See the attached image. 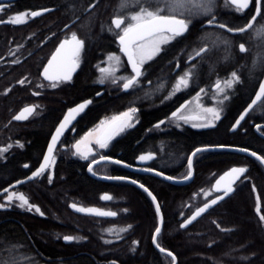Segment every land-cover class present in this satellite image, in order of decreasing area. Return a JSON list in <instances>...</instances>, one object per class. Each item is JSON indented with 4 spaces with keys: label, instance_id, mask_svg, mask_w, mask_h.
Listing matches in <instances>:
<instances>
[{
    "label": "flooded vegetation",
    "instance_id": "obj_1",
    "mask_svg": "<svg viewBox=\"0 0 264 264\" xmlns=\"http://www.w3.org/2000/svg\"><path fill=\"white\" fill-rule=\"evenodd\" d=\"M204 2L210 11L203 9V13L205 12L203 22L193 26L185 20L187 29L169 42L162 44L158 54L139 65L141 74L136 83L124 89L123 83L126 78L133 76V71L119 51L117 41L119 30L115 29L111 21L120 16L125 18V24H127V17L137 12L140 4L149 7L150 10H155L160 4L154 1L144 3L143 0L137 4L136 0H130L129 5L121 9L122 0H0V161L9 160L22 152H28L24 160H29L21 161L18 166L21 172L19 177L1 189L25 178L38 166L44 156L50 135L65 111L86 99L90 100L89 105L65 131L55 146L50 166L39 176L52 173L53 163L65 158L85 162L86 172L87 166L100 159L101 156L124 162L119 158L122 152L116 150L114 142L138 126L145 111L154 112L156 119L144 129L141 140H136L133 145L138 141L142 142L144 139L142 136L146 138L151 136L150 142L144 141L143 146L131 155V163H124L141 170L167 168L175 172L179 178L187 176L189 173L188 159L191 153L203 147V131L214 129L223 118L236 111L228 125V132L235 131L238 127L233 131L230 130L233 123L253 98L264 75V0H249L247 8L239 11L228 0H204ZM32 12L40 14L32 16ZM18 15L21 16L20 22L12 23L11 21ZM253 16L255 17L251 26L240 33L231 34L218 26L225 25L230 29H240ZM210 21L214 22L210 23ZM205 22L210 24L204 26ZM230 25L236 26L229 27ZM73 34L79 41H82V46L76 67L71 73V79L46 80L42 75L44 67L60 44L66 40L71 41ZM223 36H228L229 40L221 42ZM101 39L107 42L103 43ZM240 45H244V51H241ZM85 47L93 54H95V49L99 48L110 50L102 53L100 57L83 58L80 52ZM110 55H117L118 62L109 60ZM185 73L190 76L188 86L174 91L178 79ZM233 73L238 79L233 78ZM81 75L86 76V87L91 89L83 96V99L78 96ZM21 80L25 81L24 85L19 83ZM101 80L103 83L100 82ZM113 80L116 82L114 83ZM228 80H233L232 86L226 88L223 93L219 92L215 87L216 84L219 82L223 87L224 82ZM52 83H56L57 86L51 87ZM248 84H251V90L244 92V87ZM37 92L39 95H34ZM225 96L227 99L224 98ZM100 97L133 98L136 105L125 107L122 111L102 115L94 124L86 128L80 127V119ZM53 101L56 102L55 106L52 104ZM28 106H35V110L27 115L26 119L13 120L20 110ZM208 108L218 110L220 118L213 122L212 126L194 127L193 125L203 124V114H209L206 112ZM131 109H135L130 113L132 121L125 123L131 126H126L127 128L122 132L113 135L108 141L107 148L100 149L93 143L89 147L91 153L88 159H83L74 151L73 146L86 131L102 120L109 122L120 113L125 111L128 113ZM173 113L177 115L173 116ZM250 113L264 114V94L249 110L241 123L248 118ZM46 122H48L47 127ZM259 130L262 132L264 128H259ZM34 133L45 137L42 146L31 151L30 144ZM187 134L197 137H194V143L190 148H186V145L184 146L179 141ZM98 138L103 137L100 134ZM185 139L191 138L187 136ZM146 145L150 147L145 149ZM83 148L85 147L81 149ZM147 152L153 154L152 159L145 166L136 165L137 156ZM183 157L185 158L184 163L175 171L174 162ZM196 160H203V151L196 153L193 157L192 166ZM32 161L37 164L30 166ZM101 164L110 165L109 176L130 178L145 174L137 170H128L112 162L99 163L92 170L96 172ZM26 183L8 192L15 190L27 197L26 192L21 188ZM8 192L2 194L0 199ZM215 195L214 193L213 196ZM13 205L19 206L18 204ZM29 205L32 207L29 208L28 205L24 207L27 212L43 215L37 204L29 202ZM10 206L12 204L0 210L8 209ZM88 207L111 211L103 205ZM36 208H39V211H36ZM107 218L91 216L86 219L92 224V230L104 234H78L76 237L71 235L70 237L75 239L68 242L62 239L65 244L75 245L74 255L88 256L89 262L83 264H122L111 256V226L106 221ZM134 237H131L130 245L138 248L140 245L138 238L141 236ZM87 244L92 247V253L86 252ZM150 244L153 246L152 236ZM137 254V249L131 250V257L135 255L136 260H138ZM67 258L54 259L40 254L36 264H82L77 258L71 260ZM136 260H125L124 262L134 264ZM155 261L153 264H158V255Z\"/></svg>",
    "mask_w": 264,
    "mask_h": 264
},
{
    "label": "trees",
    "instance_id": "obj_2",
    "mask_svg": "<svg viewBox=\"0 0 264 264\" xmlns=\"http://www.w3.org/2000/svg\"><path fill=\"white\" fill-rule=\"evenodd\" d=\"M102 6L100 8H104ZM177 17L184 18L193 26L203 22V15L192 17L183 14ZM100 41L107 42L102 39ZM87 49L82 48L80 52L83 58L100 57L102 53L110 50L99 48L95 49L93 54ZM85 78L86 76L82 75L80 77L78 96L82 97L81 99L91 91L86 87ZM250 90L251 84H248L243 91ZM132 99L123 97L96 99V103L92 104L94 106L91 105L80 119V127L86 128L94 124L102 115L135 106L136 103ZM52 104L56 102L53 101ZM235 113L236 111L228 114L214 129L203 131V146H237L254 151L264 158V138L253 128L257 123H264V114L250 113L235 131L228 132V125ZM155 119L154 112H143L141 123L114 142L116 150L122 152L119 157L121 160L131 163V155L143 146L144 141L150 142L151 136L148 138L142 136L143 141L133 145ZM47 125L48 122L46 127ZM187 136L191 139H185ZM187 136H182L179 141L186 145V148H190L197 137L189 134ZM44 137L38 133L33 134L31 151L42 146ZM146 146L145 149L150 147ZM27 153L22 152L9 160L0 161V189L19 177L21 172L18 166L21 161H29L24 160ZM184 159L183 157L174 162L175 171L184 163ZM31 164L34 166L37 163L32 161L30 166ZM85 164L69 158L58 160L53 163L51 177L42 174L21 186L29 202L37 204L43 215L27 212L26 209L13 204L8 209L0 210V264H36L40 254L54 259L77 258L82 264L88 263V256L74 255L75 245L63 243V237L104 233L92 230V224L86 221L91 216L71 210L69 204L86 208L103 205L117 213L116 217H108L106 221L111 226V256L120 263L128 264L129 262L124 261L136 260L135 255L131 257L132 249L138 251V260L134 264H153L156 262V255L158 264L172 263L169 255L159 252L150 244V237L157 226V214L149 197L133 184L123 181H101L92 177L87 174ZM233 166L246 169L245 175L235 184L233 193L190 226L181 229L180 223L195 208L214 195L210 189L214 179ZM109 167L108 164H101L96 172H93L109 176ZM156 169L166 175L183 178L177 177L171 169ZM193 171L192 180L179 185L150 174L130 177L147 187L160 206L163 224L157 235V244L171 252L177 264H264V219H261L264 216L262 164L253 157L237 152L203 151V160H196L193 163ZM104 194H108L111 199L103 201ZM132 236H135L134 238L141 236L138 238L140 244L138 248L130 245ZM85 249L86 252L92 253L90 245L87 244Z\"/></svg>",
    "mask_w": 264,
    "mask_h": 264
},
{
    "label": "snow or ice",
    "instance_id": "obj_3",
    "mask_svg": "<svg viewBox=\"0 0 264 264\" xmlns=\"http://www.w3.org/2000/svg\"><path fill=\"white\" fill-rule=\"evenodd\" d=\"M130 0H122V3L120 5L121 9L127 7L129 5ZM147 2V0H145ZM137 4H140V0H136ZM249 3V0H231V4L235 6V9L237 11L247 8ZM193 8H203L205 11H210V8H208L207 4L204 2V0H164L163 7L157 6L155 10H150L149 7H145L142 4H140L139 10L132 14L130 17H127V24H125V18L117 16L111 21V24L114 25L115 29L119 30L117 32V38L121 45V50L125 53V55L128 58V62L131 64L132 69L135 73L132 77L129 78H122L125 79V82L123 83L124 89H128L132 87L136 81L137 78L140 76V68L139 65H142L145 60L151 59L153 56L158 54L161 51V45L164 43L169 42L172 38L175 36H178L182 34L183 31L187 29V23L185 19L177 18V15H183L185 11H191ZM167 12V14H163ZM39 12H32V16L39 15ZM21 20V16H16L11 22L12 23H19ZM214 21H210V23H213ZM122 25H124L122 27ZM250 26V25H249ZM221 28H224L225 25H220ZM245 28H240L238 31L243 32L245 31ZM228 31H232V29H228ZM66 46H68L66 48ZM82 46V41H79L75 34L72 35L71 41H64L60 44V46L56 49V52L53 54L52 58L48 61L47 65L43 69L42 75L44 78L48 81H60V80H69L71 79V73L75 69L77 64V59L79 55V50ZM241 51H244V45H240ZM109 60H117L118 58L115 56L109 57ZM52 73V74H50ZM233 78L238 79L236 77V74L233 73ZM190 76L188 73H185L183 77H180L178 79L177 84L174 86V91H178L181 89V87H187L189 83ZM103 83V80L100 81ZM115 83L116 81L113 80ZM21 85H24L25 81L21 80L19 81ZM233 80H228L224 82V86L222 87L221 84L218 82L216 84V89L223 93L226 88H230L232 86ZM57 86L56 83H52L51 87L55 88ZM261 94H264V86L260 89ZM34 95H39V93H34ZM227 99V96L224 97ZM260 99V96L258 95L256 100L252 102L254 105L257 100ZM86 107V104H81L77 108H73L69 110L68 115L65 116L64 121L60 124V126L56 129V134L52 137V143L49 145L48 148V155L44 157V163L40 165V168L34 172L32 175L33 177L40 175L44 172L45 168L48 167V165L52 162L51 154L53 152V146L56 144L58 137L62 134V131L64 130L66 124L68 123L70 117L74 113H77L78 111H82ZM251 108V105H250ZM35 110V106H28L24 107L19 114L15 115L13 119L20 121L27 118V115L31 114ZM135 109H131L129 113H123L122 115L124 117L131 118L130 113L134 112ZM206 112L210 114L209 117H206V123L199 124V125H193L194 127H209L212 126L213 120H218L220 118L219 111L214 108H208L206 109ZM176 113H173V116H176ZM182 119H187L185 117H180ZM119 117L113 118V120H118ZM240 119H243V116H241ZM240 120L236 121V124L239 125ZM125 126H131L127 124H120L115 128L111 133L106 135L103 138H98L95 140V144L98 145L100 149H105L108 146V141L112 139L113 135L117 134L119 131H123ZM92 133H88L87 136L84 138V140H87L88 136H91ZM91 143V142H89ZM80 144L81 141H78L77 144L74 146L76 149V153L81 155L83 159H88L89 154L91 153V149H89L86 152L80 151ZM219 148H225L228 146L225 145H219L217 146ZM6 150V149H5ZM206 149H197L196 152L193 153V156L196 155V153L203 151ZM241 152H247V149H239ZM250 155L253 157H256L258 160H262L264 162V158H261L257 156V153L251 152ZM150 156H140L139 159L141 161H145L150 159ZM106 159V157L101 156V160ZM116 163H120V161H116ZM191 164L192 160L191 158L188 159V165H189V173L188 176L185 177V179L189 178L191 176ZM147 170V169H146ZM89 171H92L91 165L89 166ZM246 172V169L243 167H234L229 172H226L224 176H222L219 180L216 181L217 191H221V189L218 187L220 185L221 180H223L225 177H229L228 184L225 189H223V196H227L232 190L233 185L237 180L241 178V176ZM161 173H157V175H160ZM167 179H172L171 177H167ZM132 183H136V181H132ZM143 188L144 186L141 185ZM146 192H148V189H144ZM151 196V193H148ZM14 195V194H13ZM13 195H9L6 198V203H10L13 200ZM223 196L217 197L216 199L211 201V204H215L217 200L223 199ZM17 200L20 201V206L23 207L25 205H28L29 208L32 206L29 205L28 200L23 196L19 195L15 197ZM104 200H110L111 197L108 195H105L102 197ZM153 199H155L153 197ZM259 199V198H257ZM4 204H0V207H4ZM210 205L205 204L204 207L199 209V212L197 213H203ZM73 209L79 211V212H87L90 214H96L100 216H115L117 213L115 212H105L98 209H84V208H78L75 204L71 206ZM257 210H259V204L257 207ZM36 211H39V208H36ZM157 211L159 212V207L157 206ZM195 217H192L194 219ZM261 219H264V216L261 217ZM191 220H188L185 222V224H182L181 227H186L187 223H190ZM161 231L160 227H157L155 229V233L159 234ZM66 241H70L75 239L74 237H64ZM155 242V236L153 237ZM161 251H164V249H161ZM167 255L172 256L171 252H168ZM173 259H175L173 257Z\"/></svg>",
    "mask_w": 264,
    "mask_h": 264
},
{
    "label": "water",
    "instance_id": "obj_4",
    "mask_svg": "<svg viewBox=\"0 0 264 264\" xmlns=\"http://www.w3.org/2000/svg\"><path fill=\"white\" fill-rule=\"evenodd\" d=\"M228 2L229 3H231V0H228ZM256 16V15H255ZM255 16H253L251 19H250V21L244 26V27H242V28H245V29H248L250 26H251V24H252V22H253V19H254V17ZM210 23L209 22H205L203 25L204 26H206V25H209ZM202 25V26H203ZM250 25V26H249ZM218 26H220V25H218ZM225 31H227V32H229V33H231V34H236V33H240V31H238V29H232V31H228V29H230V28H228L227 26H225L224 28H223ZM117 41H118V39H117ZM118 44H119V51H120V53L124 56V58H125V60H126V62H127V64H128V66H129V68L133 71V69H132V66H131V64L128 62V58H127V56L125 55V53L121 50V45H120V43H119V41H118ZM68 46H66V48H67ZM56 52V50L53 52V54ZM53 54H52V56H53ZM52 56L50 57V59L52 58ZM49 59V60H50ZM133 75H135V73H134V71H133ZM262 86H264V75H263V77H262V79H261V81H260V83H259V85H258V87H257V89H256V92H255V94H254V96H253V98L251 99V101L248 103V105L241 111V113L238 115V117L236 118V120H235V122L233 123V125H232V127H231V131H233V130H235L239 125H237L236 124V121L237 120H240V123L244 120V118L246 117V115H247V113L249 112V110L254 106L253 104H252V102L254 101V100H256V98H257V96L259 95L260 96V98L262 97V95L263 94H261V92H260V89H261V87ZM258 102V100L256 101V103ZM89 103H90V100L89 99H86V100H84V101H81L79 104H76V105H74V106H72V107H70L69 109H67L66 111H65V113L63 114V116H62V118H61V120L58 122V124L56 125V127L54 128V130L52 131V133H51V135H50V138H49V141H48V143H47V146H46V149H45V152H44V156H43V158H42V160L40 161V163L38 164V166L28 175V176H26L25 178H22V179H20V180H17V181H15V182H13V183H11V184H9V185H7L6 187H4L3 189H1L0 190V196L2 195V194H4V193H6V192H8L10 189H12V188H14V187H17L18 185H20V184H23V183H26V182H29V181H32V180H34V179H36L38 176H35V177H33V173L34 172H36L39 168H40V165L41 164H43L44 163V157L46 156V155H48V148H49V145L52 143V137L56 134V129L60 126V124L64 121V118H65V116L66 115H68V113H69V110L70 109H73V108H77L79 105H81V104H86V107L82 110V111H78L77 113H74L73 115H72V117H70V119H69V121H68V123L66 124V126H65V128H64V130L62 131V134L58 137V139H57V142H56V144L59 142V140L61 139V137L63 136V134L65 133V131L73 124V122L75 121V119H76V117L79 115V114H81L82 112H84V110L87 108V106L89 105ZM250 105H251V108H250ZM21 111V110H20ZM19 111V112H20ZM19 112L17 113V114H19ZM125 113H127V112H125ZM16 114V115H17ZM241 116H243V119H240L241 118ZM116 117H119L120 119H118V120H111V121H109L108 122V124H107V126L104 128V130L101 132V136L102 137H105L106 135H108L109 133H111L115 128H117V126L118 125H120V124H125V123H127V118L126 117H124L123 115H122V113H120L118 116H116ZM116 117H114V118H116ZM13 120H15V119H13ZM15 121H17V120H15ZM21 121V120H20ZM239 123V124H240ZM259 128H264V124H256L255 126H254V130L261 136V137H263L264 138V134L263 133H261L260 131H259ZM56 144L53 146V151H54V149H55V146H56ZM217 146H219V145H208V146H203V147H201V148H198V149H206V150H203V151H230V152H237V153H241V154H245V155H248V156H250V157H253L252 155H250V153L251 152H254V151H251V150H249V149H247L248 151L247 152H241V151H239V149H242V147H237V146H228V147H225V148H219V147H217ZM226 146V145H225ZM243 149H246V148H243ZM197 150V149H196ZM196 150H194L192 153H191V155H190V157L189 158H191V160H193V153L194 152H196ZM142 155H144V156H150L151 158L150 159H148V160H145V161H141L140 159H139V157L140 156H142ZM257 156H259V157H261L259 154H257ZM51 157H53V152H52V154H51ZM152 157H153V154L152 153H142V154H140V155H138L137 156V158L135 159V163H136V165H138V166H145L151 159H152ZM255 160H257L259 163H261L262 164V166L264 167V162H262V160H258L256 157H253ZM261 158H263V157H261ZM116 161H118V160H116V159H113V158H109V157H106V159H104V160H101V158L100 159H97V160H95V161H93V162H91L88 166H87V172L89 173V175H91L92 177H94V178H96V179H98V180H101V181H123V182H127V183H130V184H133V185H135V186H137V187H139L148 197H149V199L151 200V202H152V204H153V206H154V209H155V211H156V214H157V226H156V228L157 227H162V224H163V217H162V212H161V209H160V206H159V204H158V202H157V200H156V198H155V196L151 193V191L147 188V187H145L143 184H141V183H139V182H137L136 181V183H132V181H133V179H130V178H124V177H117V176H105V175H98V174H96V173H94L93 172V170L92 171H89V166L91 165V167L93 168L95 165H97V164H99V163H103V162H112V163H114V164H118V165H120V166H122V167H124V168H126V169H128V170H137V171H140L141 173H145V174H150V175H154V176H156V177H159V178H162V179H164V180H166V181H168V182H171V183H173V184H185V183H188V182H190L191 180H192V178H193V166H192V164H191V176L189 177V178H187V179H185V177H183V178H181V179H178V178H175V177H172V176H169V175H166V174H164V173H162V172H160V171H158V170H154V169H143V170H141V169H138L137 167H133V166H129V165H127L126 163H124V162H121L120 161V163H116ZM51 164V163H50ZM50 164L48 165V167L50 166ZM48 167H46L45 168V170L48 168ZM234 167H241V166H233V167H230V168H228V169H226L225 171H223L221 174H219L215 179H214V181L212 182V185H211V190L216 194L215 196H213L212 198H210V199H208V200H206L204 203H202L201 205H199L197 208H195L181 223H180V228L181 229H185L186 227H188V226H190L192 223H194L197 219H199L203 214H205L208 210H210L212 207H214L216 204H218L219 202H221L222 200H224L225 198H227L229 195H231L232 193H233V191H234V186H235V184L245 175V173L241 176V178L239 179V180H237L236 182H235V184L232 186L233 187V190L227 195V196H223V189H225L226 188V186H227V184H228V180L230 179L229 177H225L223 180H221V182H220V185L218 186L220 189H221V191H217L216 190V188H217V185H216V181L217 180H219L222 176H224V174L226 173V172H229L232 168H234ZM244 168V167H243ZM188 169H189V165H188ZM44 170V171H45ZM189 171H190V169H189ZM157 173H161L160 175H157ZM188 176V175H187ZM167 177H171L172 179H167ZM135 181V180H134ZM141 185H143L144 187L142 188L141 187ZM148 189V192H146L144 189ZM151 193V196L148 194V193ZM105 195H108V194H104L103 196H105ZM102 196V197H103ZM109 196V195H108ZM220 196H223V199H219V200H217V202L213 205V204H211V201L212 200H214V199H216L217 197H220ZM153 197L155 198V199H153ZM102 200H104V199H102ZM205 204H208V205H210L203 213H200V214H198L197 215V213L199 212V209L200 208H202V207H204V205ZM73 204H69V208L71 209V210H73V211H75V212H77V213H81V214H84V215H88V216H99V217H112V218H114V217H116V215L115 216H100V215H96V214H90V213H87V212H79V211H77V210H75V209H73L71 206H72ZM76 205V204H75ZM78 208H84V209H91V208H86V207H83V206H81V205H76ZM157 206L159 207V212L157 211ZM101 211H105V212H112V211H106V210H101ZM192 217H195L194 219H192ZM188 220H191V222L190 223H187L186 224V227H181V225L182 224H185V222L186 221H188ZM155 228V229H156ZM157 235L158 234H156L155 233V230H154V232H153V234H152V244H153V246H154V248L156 249V250H158L159 252H162V253H168L169 251L168 250H165L164 249V251H161V249H163V248H161L158 244H157V242H156V239H157ZM155 236V242H154V239H153V237ZM65 237H70V236H65ZM63 241L64 242H68V241H66L65 239H64V237H63ZM171 258H172V263L171 264H177V260H176V258H175V256L172 254V256H170ZM173 257L175 258V259H173Z\"/></svg>",
    "mask_w": 264,
    "mask_h": 264
},
{
    "label": "rangeland",
    "instance_id": "obj_5",
    "mask_svg": "<svg viewBox=\"0 0 264 264\" xmlns=\"http://www.w3.org/2000/svg\"><path fill=\"white\" fill-rule=\"evenodd\" d=\"M157 2L158 4H160V7H163V3H164V0H147V2L146 3H151V2ZM143 2L145 3V0H143ZM165 14H167V12L165 11ZM184 14H186V15H191L192 17H198V16H201V15H204L205 14V12L203 13V8H199V9H197V8H193L190 12L189 11H185L184 12ZM229 40V37L228 36H223L222 37V39H221V42H224V41H228ZM111 56H115V57H117L118 58V56L117 55H110V57ZM109 57V56H108ZM126 112V111H125ZM125 112H123V113H125ZM122 113V114H123ZM129 113V112H128ZM210 116V114H203V118H204V120H203V123L205 122V120H206V117H209ZM127 118V123H131V121H132V119L130 118H128V117H126ZM216 120H213L212 121V123L213 122H215ZM107 124H108V122H107V120H102L100 123H98L95 127H93V128H91V129H89L88 131H86L81 137H80V139H78V141H81V144H80V151L81 152H86V151H88L89 150V147L93 144V143H95V140L98 138V136L101 134V132L104 130V128L107 126ZM125 128H127L126 126L124 127V129ZM123 129V130H124ZM119 132H122V131H119ZM88 133H92V135L91 136H88V138H87V140H84V138L87 136V134ZM77 141V142H78ZM77 142H76V144H77ZM89 142H91V143H89ZM75 144V145H76ZM74 145V146H75ZM73 146V148H74V151L76 152V149H75V147ZM82 147H85V148H83V149H81ZM51 175H52V173L50 172V173H48L47 174V176L48 177H51ZM14 194V195H13ZM9 195H13V200L10 202V203H6V198L9 196ZM19 195H23L22 193H20V192H18V191H10V192H8L6 195H4V196H2L1 197V199H0V204H4L5 206L4 207H7V206H9V204H18L19 206L18 207H20V208H24V207H27V205H25V206H23V207H21L20 206V201L19 200H17L15 197L16 196H19ZM26 199H27V197L25 196V195H23ZM28 200V199H27ZM29 202V201H28ZM4 207H0V208H4Z\"/></svg>",
    "mask_w": 264,
    "mask_h": 264
}]
</instances>
